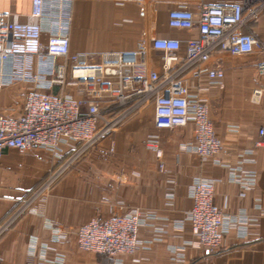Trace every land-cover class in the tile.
<instances>
[{"label": "crops", "instance_id": "1", "mask_svg": "<svg viewBox=\"0 0 264 264\" xmlns=\"http://www.w3.org/2000/svg\"><path fill=\"white\" fill-rule=\"evenodd\" d=\"M216 3H242L244 0H207ZM182 0H73L70 52L99 61L109 52L130 53L146 36L171 37L183 45L199 36L197 27L172 28L168 17ZM187 7L198 12L197 2ZM0 11L16 13L29 20L31 0H0ZM264 38L263 23L257 27ZM46 38V35L44 36ZM154 68L161 69L159 53L153 54ZM259 54L231 57L214 55L203 66H219L225 72L224 87L210 84L205 72L189 71L185 80L191 92L207 99L210 119L222 143L214 160H203L185 148L195 139V125L159 129L154 123V106H147L117 131L102 139L55 185L36 213H28L0 238V264H40V254L29 252L32 235L39 245H47V260L57 255L62 264H264V146L257 145L258 130L264 127V96L254 102L251 94L264 85V75L255 62ZM246 62L247 64H241ZM27 83H16L0 90V114L18 118L23 114ZM68 90L78 99L86 98L75 87ZM58 88H55V92ZM156 136L163 150L164 169H160L148 139ZM56 163L43 147L26 151L5 150L0 157V221L12 212L21 199ZM233 171L254 174V184L244 188L232 180ZM214 181V204L229 216H247L248 230L240 234L231 229L220 251L204 256L191 245L192 234L176 227L193 206L190 185L199 178ZM116 201L127 208L153 211L168 233L155 239V221L140 229V238L150 242L134 254L113 258L85 251L74 232L63 240H53L49 223L75 230L97 215L109 216ZM189 227V225H187ZM178 248H183L178 250Z\"/></svg>", "mask_w": 264, "mask_h": 264}, {"label": "built area", "instance_id": "2", "mask_svg": "<svg viewBox=\"0 0 264 264\" xmlns=\"http://www.w3.org/2000/svg\"><path fill=\"white\" fill-rule=\"evenodd\" d=\"M31 1L29 20L0 11V90L16 83L31 85L20 117L0 114V157L7 149L26 151L43 147L52 153L56 163L0 221V238L20 217L36 213L38 203L46 200L55 185L102 139L151 104L157 128L173 129L193 123L195 139L185 148L203 160L216 159L222 143L210 119L208 101L200 96L209 87L191 92L186 74L197 69L207 74L210 84L224 87V70L203 65L216 54L257 53L262 58L255 62V67L264 75V39L257 30L260 23L264 27V0L242 3L182 0L178 8L169 12V26L197 27V38L183 45L175 38L146 35L136 51L105 53L95 62L86 55L70 52L73 0ZM192 1L199 3L198 12L187 7ZM157 53L162 63L160 70L153 66V54ZM69 87H75L86 98H76ZM263 96L264 85H259L253 89L251 99L260 102ZM258 135L256 144L264 146V127L258 130ZM148 145L154 149L160 169H164L158 138L151 136ZM232 180L244 188L255 182L254 174L246 171H233ZM189 192L193 206L176 227L188 228L191 245L201 249L204 256L224 248L229 230L247 232L246 215L229 216L215 206L213 180L199 177L192 182ZM149 221H155V239L168 233L167 224L159 223L155 212L127 208L121 201L115 202L109 216L97 215L75 230L55 223H49V227L53 240L66 239L74 232L81 249L120 262L121 255L149 247L150 242L140 238L141 227ZM30 241L29 252L40 254V264L64 262L60 254L47 260L49 248L39 245L38 236L32 235Z\"/></svg>", "mask_w": 264, "mask_h": 264}, {"label": "rangeland", "instance_id": "3", "mask_svg": "<svg viewBox=\"0 0 264 264\" xmlns=\"http://www.w3.org/2000/svg\"><path fill=\"white\" fill-rule=\"evenodd\" d=\"M264 39V38H263ZM229 56H231V57H242V58H244V57H247L248 55H250V54H247V55H232V54H230V53H227ZM254 55H257V53H253ZM241 64H247L246 62H242Z\"/></svg>", "mask_w": 264, "mask_h": 264}]
</instances>
